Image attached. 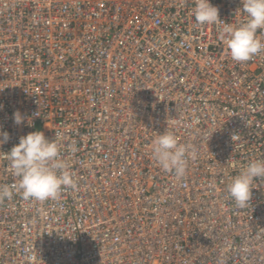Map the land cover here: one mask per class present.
Wrapping results in <instances>:
<instances>
[{
  "label": "built area",
  "instance_id": "obj_1",
  "mask_svg": "<svg viewBox=\"0 0 264 264\" xmlns=\"http://www.w3.org/2000/svg\"><path fill=\"white\" fill-rule=\"evenodd\" d=\"M211 2L233 27L247 19L242 0ZM195 6L0 0V185L18 183L7 152L36 130L62 135L77 182L56 200H0V264H264V178L245 208L227 191L264 159V51L232 60ZM166 130L198 152L181 180L152 153ZM146 172L162 182L148 201Z\"/></svg>",
  "mask_w": 264,
  "mask_h": 264
},
{
  "label": "clouds",
  "instance_id": "obj_2",
  "mask_svg": "<svg viewBox=\"0 0 264 264\" xmlns=\"http://www.w3.org/2000/svg\"><path fill=\"white\" fill-rule=\"evenodd\" d=\"M242 8L247 19L237 27L221 19L219 8L211 0H196L193 10L198 25H216L219 39L227 46L232 60L241 63L264 51V39L257 35L264 30V0H242ZM24 120L17 110L14 122L19 125ZM32 122L28 117L29 126ZM8 139L9 133L0 130V145ZM61 142L60 133L49 139L40 130L21 136L19 143L7 152L11 175L14 180L18 178V183L0 185V200H11L14 193L25 200H56L63 191L75 190L77 182L70 164L60 155ZM151 149L159 166L173 173L177 180L185 177L189 161L198 157L195 147L181 145L176 135L167 130L155 137ZM71 150L76 151L75 147ZM258 178H264V159L254 160L232 178L227 191L238 207L245 208L250 203L252 185Z\"/></svg>",
  "mask_w": 264,
  "mask_h": 264
},
{
  "label": "rangeland",
  "instance_id": "obj_3",
  "mask_svg": "<svg viewBox=\"0 0 264 264\" xmlns=\"http://www.w3.org/2000/svg\"><path fill=\"white\" fill-rule=\"evenodd\" d=\"M143 151V150H141ZM149 157L146 154H141V167H145L146 168V160H148ZM147 176H145L144 180H142V188L143 190H141L140 188V198L144 199L145 201L151 200L152 198H156L157 195L159 194V191L156 190L157 187H159V185L162 183L160 182V180L158 179V175L154 176V173H145Z\"/></svg>",
  "mask_w": 264,
  "mask_h": 264
}]
</instances>
